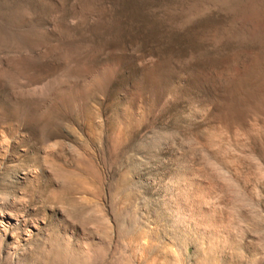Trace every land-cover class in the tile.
Instances as JSON below:
<instances>
[{"label":"rangeland","instance_id":"374dc122","mask_svg":"<svg viewBox=\"0 0 264 264\" xmlns=\"http://www.w3.org/2000/svg\"><path fill=\"white\" fill-rule=\"evenodd\" d=\"M0 264H264V0H0Z\"/></svg>","mask_w":264,"mask_h":264}]
</instances>
